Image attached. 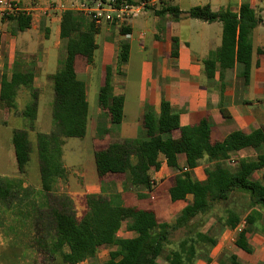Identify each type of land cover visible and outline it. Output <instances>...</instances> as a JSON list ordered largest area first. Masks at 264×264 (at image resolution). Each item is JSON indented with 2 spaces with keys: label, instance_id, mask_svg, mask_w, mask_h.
Listing matches in <instances>:
<instances>
[{
  "label": "crops",
  "instance_id": "0c3cea01",
  "mask_svg": "<svg viewBox=\"0 0 264 264\" xmlns=\"http://www.w3.org/2000/svg\"><path fill=\"white\" fill-rule=\"evenodd\" d=\"M7 1L16 2L20 9L31 17V22L29 28L15 31L14 19L0 17V76L2 73L10 76L14 72L33 75V84L40 93L34 126L43 124L46 128L40 132L48 133L52 128L53 89L50 77L59 66L58 59L65 55L64 42L59 37V23L62 11L73 9L70 6L73 0ZM243 2H247L261 18V23L252 31L249 79L245 82L243 66L240 63L225 69L222 81L219 79L216 64L213 78L208 79L203 71V59L220 45L222 24L219 21L205 22L190 18L187 11L196 5H209L213 11L229 9L237 12ZM51 3L58 6H55L54 11H45ZM170 6H175L180 11L177 18L174 12L156 13ZM126 25L129 36L120 34V26L102 23L99 25V33L95 36L97 48L93 53L92 63L86 64L81 55L75 58L77 77L85 83L87 109L90 82L94 73L98 76L97 100L93 111L91 113L87 111L86 132L83 136H86L89 129L93 159L95 150L105 147L111 139L145 138L144 114L149 110L158 113L162 99L168 101L172 111L178 114L181 126L195 124L202 117L208 116L213 140L221 141L233 130L250 133L264 125V57L257 53L258 48L264 47V0H162L133 17ZM42 33L44 36H41ZM122 41L128 44V60L125 64L119 65L118 54ZM95 53H98L97 65ZM106 69L109 70L113 94L124 97L123 118L120 124L126 120L128 73L134 70L138 76V87L130 101L135 114L133 113V117L128 120L131 124L130 133L133 134H123L121 130L109 132L114 124L110 123L107 110L98 103V91L104 83ZM20 87L22 86L18 85L17 89ZM5 113L8 111L0 100V117ZM49 115L51 124L46 126ZM171 135L177 140L180 131L173 130ZM66 140L67 138L61 146L65 177L57 179L54 189L56 188L57 193L68 196L77 216L84 210L86 194H101L121 203L129 197H136L138 200H146L147 204L151 205L152 201L162 198V193H167L170 200L168 189L173 184V177L180 171L187 170L193 178L203 180L204 168L212 166L216 161L227 165L229 159L236 161L239 158L254 159L256 155L252 148H243L230 152L227 158L203 157L193 168L186 165L184 154H178L177 167L167 166L162 159L158 170L150 172L152 188L147 190L144 187L134 188L127 185L121 177L113 175L98 177L95 163L94 170L90 171L89 175L84 173L80 163L77 165L80 172H72L69 164L63 161ZM37 172L34 181L24 182L20 179L6 181L10 192L6 196H0V264H67L59 252L40 256L31 244L34 235V211L37 207L45 205L47 192L39 176V165ZM24 174L25 176L28 174L26 169ZM73 176L80 179L75 180ZM253 177L264 186V168L256 170ZM61 183L65 191H62ZM191 198V195H187L186 199L182 200L184 206ZM76 199L80 203L77 204ZM239 205L242 206L244 203ZM143 209L153 210L157 218L154 208ZM256 209L261 214L259 220L256 224L247 226L246 241L250 246V252L235 244L236 229L223 225L229 210L224 209L221 213L214 211L202 217L203 224L198 230L212 238L214 242L199 239L193 243L192 264H230L229 257L232 254L236 255L242 264H264V211L258 207ZM166 212L171 216L170 222L160 221L158 218L157 220L173 225L179 214L178 208L167 205ZM196 220L197 218L193 221ZM128 223V218L123 219L116 233L117 237L137 236L135 231L127 229ZM216 226L217 229H214ZM176 229H182L183 235L180 239L184 238V227ZM45 240L50 248L53 239L48 236ZM67 250L66 246L62 248V252ZM108 260V249L102 247L97 250L95 257L86 258L76 264H105ZM155 262L169 264L162 256H158Z\"/></svg>",
  "mask_w": 264,
  "mask_h": 264
},
{
  "label": "trees",
  "instance_id": "16d2710c",
  "mask_svg": "<svg viewBox=\"0 0 264 264\" xmlns=\"http://www.w3.org/2000/svg\"><path fill=\"white\" fill-rule=\"evenodd\" d=\"M126 1L134 3L133 0ZM167 11L176 13L175 18L180 14L175 6L156 13ZM187 15L201 21H219L222 24L220 45L203 59L205 76L212 79L218 64L219 79L222 81L225 69L240 63L247 82L252 58V31L261 23L254 9L247 2H243L237 12L229 9L213 11L209 5H196L189 8ZM5 17L15 20V31L30 27L31 17L24 11L1 18ZM98 33V25L82 11H62L59 37L64 42L65 55L58 59L59 66L50 77L53 89L52 128L48 133H36L39 176L47 190L46 203L35 209L33 218L36 230L43 224L45 226V223L47 226L42 241L38 240L42 249L47 254L59 252L67 264L93 258L102 247H106L109 253V260L105 264H156L158 256H162L169 264H192L193 243L199 239L214 242L198 230L203 224L202 217L212 213L216 204L231 206L235 203V195L240 194L245 199L240 208L247 212L242 214L229 210L223 225L236 228L244 221L243 227L236 231L235 244L250 252L246 241L247 226L256 224L260 218V211L256 207L264 211V186L253 177L256 170L264 168V125L250 133L233 130L221 141L213 140L208 116L195 124L181 126L178 114L172 111L168 101L162 99L158 113L149 110L144 114L145 138L111 139L105 147L95 150L94 163L98 177H121L127 185L147 190L152 188L150 172L158 170L162 159L167 166L177 167L178 154H184L186 165L193 168L203 157L227 158L230 152L243 148H252L256 152L254 159L239 158L233 167L214 162L212 166L204 168L203 180L193 178L187 170L175 174L173 184L168 189L170 200H185L187 195L192 198L181 209L173 225L159 222L151 209L121 206L101 194H86L84 210L77 216L65 195L53 193L57 179L65 177L61 160L64 139L81 138L86 132L88 109L85 83L77 77L75 58L81 55L86 64L92 63L97 48L95 36ZM126 33L127 25H121L120 34ZM257 53L264 57V47L258 48ZM127 60L128 44L122 41L118 63L123 65ZM32 84L31 73L14 72L10 76L2 73L0 76V100L8 112L17 109V86L30 89V99L19 113L26 121L25 128L13 129L11 134L16 168L22 175L31 151L28 130L34 129L38 105V89ZM98 103L107 110L111 124L122 121L124 97L113 94L108 69L98 91ZM176 129L180 131L177 140L171 135ZM6 181H0V196L10 192ZM125 218L129 219L127 229L135 231L136 237L116 236ZM195 218L197 220L194 222ZM177 227H184L185 237L178 240L174 248L167 249L171 231ZM48 236L53 239L50 248L45 240ZM65 246L68 250L62 252ZM229 258L230 264H242L234 254Z\"/></svg>",
  "mask_w": 264,
  "mask_h": 264
},
{
  "label": "rangeland",
  "instance_id": "374dc122",
  "mask_svg": "<svg viewBox=\"0 0 264 264\" xmlns=\"http://www.w3.org/2000/svg\"><path fill=\"white\" fill-rule=\"evenodd\" d=\"M83 4L91 5L90 0H73V2L70 4V6L73 9L81 11V7ZM55 3H51L47 6V8L50 11L55 10ZM20 7V6H19ZM83 13V12H82ZM6 18V17H5ZM101 25V24H100ZM113 26V24H112ZM99 27V25H98ZM41 36H44L43 33ZM63 52V50H61ZM98 63V53H95V65ZM137 74H135V71L132 70L128 73L127 77V105H126V120L120 124H114L113 128L109 132H114V131H123V134H133L130 133L128 120L133 117V113L135 114L134 108L132 106V103L130 102L133 97H134V91L138 87V78ZM97 84H98V76L96 73L93 74L91 82H90V87H89V107H88V112L91 113L95 107V103L97 100ZM33 87H36L34 84H32ZM38 91V95H39ZM30 99V89L26 87H20L19 90L17 91L16 95V104H17V109L15 112H8L2 115L0 117V181H4L5 179H11V180H17L20 179L24 182H28L29 180L34 181L37 177L36 174H38V158H37V153H36V133L40 132V130L45 129L46 127L42 124L40 126L36 125L34 126L33 130H28V138L31 143V151H30V159L28 163L26 164V171L27 175L25 174L21 175L18 174L17 168H16V163H15V157H14V151L13 147L11 144V134L12 130L16 128H25L26 121L20 116V111L23 109L24 105L29 101ZM44 107L41 108L43 110ZM46 126L51 124V116L49 115L47 118ZM42 126V127H41ZM44 126V127H43ZM63 161L69 164L72 172H80L78 171V163H80L83 167L84 173L86 175L90 174V171L92 172L94 170V159H93V150H92V140L90 136V131L89 129L87 130V134L85 137H68L64 147H63ZM229 167H233L234 165H230L227 163ZM174 171H178V169H173ZM181 170V169H179ZM260 175V174H258ZM75 180L80 179L78 176H73ZM63 186V183H61ZM65 187L63 186L62 191H65ZM56 188L54 189V194L55 195H61L56 192ZM23 192V191H20ZM68 198V196H66ZM16 199V197H15ZM69 199V198H68ZM235 203L232 204L231 206H226L224 204H217L215 206L214 211H223L224 209L226 210H234L236 212L244 214L246 210H243L242 208H238L239 204L244 203L245 199L243 195L236 194L235 195ZM70 200V199H69ZM124 203L116 202L113 201L114 203L117 204H126V205H133L139 208H154L157 218L160 221H166L170 222L171 221V216L166 212L167 205H172L175 207V209L178 208L179 212L184 206V202L182 200H178L175 202H171L168 199L167 193H162V198L158 200L152 201V204L149 205L147 204V201L144 199L138 200L136 197H129L128 199H125ZM76 203H80L76 199ZM238 204V207H237ZM72 206V205H71ZM72 210L73 206H72ZM218 213V212H217ZM177 216V215H176ZM45 223V222H44ZM218 226H216L217 229ZM47 226L45 223V226L41 225V228H38L37 230L34 228V235L32 237V245L34 246L35 250L39 252L40 256L47 255V252L45 249H42V246L38 243L39 241H42V238L45 236V230ZM183 235L182 229H175L171 231L170 234V239H171V244L167 247L169 249L170 247H175L177 241L181 238Z\"/></svg>",
  "mask_w": 264,
  "mask_h": 264
},
{
  "label": "built area",
  "instance_id": "2783aa9c",
  "mask_svg": "<svg viewBox=\"0 0 264 264\" xmlns=\"http://www.w3.org/2000/svg\"><path fill=\"white\" fill-rule=\"evenodd\" d=\"M161 1L135 0L134 3H129L126 0H92L91 5L82 3L81 11L97 25L106 23L121 26ZM49 9L51 8H47L45 11ZM19 11L22 10L16 2L0 0V17L12 15ZM124 35L129 36L128 33ZM227 161L230 165L236 164V160L229 159ZM243 225L244 221L236 226V231H239Z\"/></svg>",
  "mask_w": 264,
  "mask_h": 264
}]
</instances>
